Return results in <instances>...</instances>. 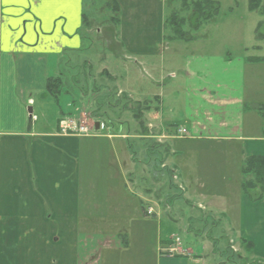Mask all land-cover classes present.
I'll list each match as a JSON object with an SVG mask.
<instances>
[{
	"label": "crops",
	"instance_id": "obj_1",
	"mask_svg": "<svg viewBox=\"0 0 264 264\" xmlns=\"http://www.w3.org/2000/svg\"><path fill=\"white\" fill-rule=\"evenodd\" d=\"M116 1L117 68L101 73L114 79L117 96L150 103L147 138L169 151L166 165L176 171L186 205L196 201L227 218L238 238L253 245L252 256L264 260V201L242 192L245 160L264 157V10L249 8L256 21L226 22L230 47L184 55L195 39H169L166 0ZM85 2L0 0V264H124L116 254L125 250L118 220H136L135 228L140 221L156 224L149 220L158 216L153 204L160 206L151 166L133 160L123 133L58 131L63 117H80L82 108L69 93L58 100L48 94L49 78L65 76V67L74 75L93 68L80 60L92 36L85 20L93 25ZM178 57V68L165 78V64ZM143 70L163 81L144 84ZM177 114L182 121H173ZM181 129L185 137L176 134ZM226 143L237 145L222 148ZM209 186L213 191L206 192ZM206 261L160 255L157 264Z\"/></svg>",
	"mask_w": 264,
	"mask_h": 264
},
{
	"label": "rangeland",
	"instance_id": "obj_2",
	"mask_svg": "<svg viewBox=\"0 0 264 264\" xmlns=\"http://www.w3.org/2000/svg\"><path fill=\"white\" fill-rule=\"evenodd\" d=\"M194 1L204 2L206 0H166V25L173 24L174 27L183 29L195 39L194 43L187 45L183 49L184 55L194 52L212 53L216 49L228 48L231 46L233 39H231L230 32L226 31L228 29L226 28V22L228 20L242 18L252 22L258 18L256 13H250L249 0H209L218 5V16L209 22L203 23L201 27L194 30L189 22L194 9L192 5ZM104 2V0H93V2L92 0H86L85 2L86 13L91 15V20H89L93 25L90 27V30H92L90 32V35H92L90 36V41L85 44V47L88 49L81 51L80 60L83 64H91L93 68L92 70H90L91 68L86 71L83 70L84 72L80 71L78 75H74V71H71L69 68L70 70L65 75L67 77L63 80L66 84L65 93H69V96L73 97L75 103H80L82 113L77 118L84 121L87 125H92L94 122H99L100 125L104 124L101 132H105L106 135L110 130L119 134L123 133L126 139L130 140L129 142L134 146V149L140 152L134 156L137 162L141 159L143 150L145 152L147 148L154 145V152L149 154L150 158L145 156V161L159 164L157 171L160 177L157 175L158 180H156L151 175L153 181L150 179L149 182L153 185V194L156 195L160 206L171 203V207L168 209L167 206L166 209H163V206L160 207L157 204H153L158 216L157 218H151L149 220L155 221L156 224H147L146 221L142 224V221H140L135 228L136 220H133V222H130V219L118 220L121 223V225L120 223L118 224L120 229L112 228L110 230L118 229L122 237L127 238L129 242L127 246H124L125 250L117 251L116 254H121V259L124 264H157V259L160 256L159 250H161L162 245L166 242L168 245V241L171 239L179 238L181 240L182 250L187 251V253L183 254L184 256L187 255L192 258L193 256L197 258L204 257L207 260V264L220 263L218 257L213 255V246L208 238L204 237L206 240H199L194 234L189 233V220L192 215L191 211L193 210L194 217L191 219L190 228L195 229L197 233L201 234L200 236H206L209 233L208 236L222 238L221 243L224 244L222 247L226 248L228 244L231 246L232 252L241 254L243 259L238 264H264V260L256 259L254 256L248 255L245 252L237 233L234 232L236 230L233 231L230 229L227 218H221L217 216L216 212H209L203 207L198 208L196 201L193 204V208L186 205L183 188L176 176L177 173L169 165H166V161L170 155L169 151L161 147L163 144L159 141L147 138L151 137L150 135L152 134L149 126L151 125L150 121L144 116L145 112L143 113V120L145 122L143 129L133 117V112L137 106L133 102L117 96L114 89V79L101 73L104 67L114 72L112 68H117V66L113 64V58L119 52L115 49L116 41L114 38L117 27L115 25V27L112 26L108 12L105 10ZM112 15L115 14L112 13ZM262 32L264 33V28ZM166 33L170 35V30L167 29ZM181 59L182 57H178L177 61L173 62V64L170 62L165 64V78H167L169 73L176 71L173 68H178V63H181ZM131 65L135 66V63L133 62ZM90 73L93 74V77H90V81L87 83L85 81V75L87 76ZM138 77L144 80V84L151 82L152 77H155L154 79L157 82L163 81V78L153 75L149 70L138 71ZM143 86L145 85L138 84V88H142ZM110 93L111 95L108 98L110 104L107 103L106 105L105 102L99 109L98 100L107 97ZM77 94H80L78 98L82 101L76 99ZM96 114H106L108 119L104 118V120H99L95 117ZM177 115L173 121H176V119L182 121L183 118H180V114ZM141 128L144 131H141ZM229 145L236 147L237 143H226L222 145V148ZM104 146H106V143L100 145L102 148ZM160 152H163L162 156H159L161 154ZM154 173L158 174L155 171ZM169 178L171 179L170 181ZM221 178H224V176H221ZM222 187L219 186V189L221 190ZM210 191H213L211 186L206 189V192ZM198 210L200 211L198 212ZM109 221L115 222V220ZM130 227L133 228L131 231L133 234L130 232ZM136 230H138V233ZM204 231H207V233Z\"/></svg>",
	"mask_w": 264,
	"mask_h": 264
},
{
	"label": "trees",
	"instance_id": "obj_3",
	"mask_svg": "<svg viewBox=\"0 0 264 264\" xmlns=\"http://www.w3.org/2000/svg\"><path fill=\"white\" fill-rule=\"evenodd\" d=\"M104 1H105L104 2L105 10L108 12V17L110 19L112 26L115 25L118 28L119 21H120L119 20L120 19V17H119V15H120L119 4L117 3L116 0H104ZM263 2H264V0H249L250 10L251 11H260V12L263 11L264 10V8L262 7ZM192 5H193L194 9H193V12L191 14V18H190L189 22H190V25L192 26V29H194V30L201 27V25L203 23L209 22L218 16V12H219L218 11V5L216 3H212L209 0H206L204 2H199V1L195 2L194 1V2H192ZM112 13H114L115 15H112ZM84 24H85V26H84L85 30L90 28L89 22L87 19L85 20ZM262 28L263 27L261 26V28L259 29V33L262 31ZM167 29L170 30V35L167 34L169 39H172V40L178 39V40H183V41H191L193 39V36H191L188 32H185L183 29H178L176 26L174 27L173 24H170L169 26L165 25V30L167 31ZM87 39H89V38H87ZM72 67L75 68V66H72ZM67 71H69V68L65 67L64 73H66ZM61 76L62 77L49 78L48 83H47V93L50 94L51 96L55 97L57 100H58L59 96L62 93H65V91H66L65 90L66 89L65 88V82L63 81L65 76L64 75H61ZM108 91H109V88H108ZM110 95H111V93L107 97L98 100L99 109H100V106H103V104H105V102H106V105H107V103L110 104L109 99H108ZM136 106H137V108L133 112V117L140 124V126H142V128L144 129L145 122H144L143 118L145 115L143 116V113L144 112L145 113L150 112V110H151L150 103L149 102L137 103ZM259 110H260L261 114L264 116V105L261 106L259 108ZM95 117L98 118L99 120L100 119L104 120V118L108 119L106 114H102V115L96 114ZM107 126H108V123H107ZM142 128H141V131H144V130H142ZM129 141L130 140H127L130 153L133 157V160L135 162H137L135 160L134 156L136 154L138 155L140 152H137L134 149V146L132 144H130ZM161 147H164V149L167 151V149L165 148L164 145ZM153 149H154V145L151 146L150 148H147V150L145 152L143 150V153H141V155L144 158L141 157L140 160H142V159L146 160L145 156L148 158L149 154L154 152ZM160 153L161 154H159V156L160 155L162 156L163 152H160ZM163 162H164V160H163ZM145 163H148V165L151 166V168H150L151 169V175L153 176V178L155 177V179L158 180L157 175H159V172L157 171L158 170L157 166L159 164H157V163L155 164L152 162L150 163V162H146V161H145ZM154 171L157 172L158 174H155V173L153 174ZM160 173H162V171H160ZM242 175L244 178L243 182H242V192L245 195H248L250 197L251 201H253V202L264 201V157L253 156V157L247 158L243 164ZM159 177H160V175H159ZM159 180H161V179L159 178ZM170 180L171 179L169 178V181ZM169 184H170V182H169ZM170 204L171 203H166V204H162V206L166 207L169 205V207H171ZM198 212H199V210H198ZM220 217L223 218L224 216H220ZM192 218H190V220H189V229H188L189 233L194 234L199 240L200 239L206 240V238L209 239V241L212 243V246H213V251H212L213 255L217 256L218 259L220 260V263H218V264H238V262L243 259L241 254H239L238 252H232L231 246H229L228 244H227L226 248L222 247V245H224L223 243H221L222 238H215V236H208L209 233L206 236H200L201 234L197 233V231L195 229H191L190 223H191ZM204 232L207 233V231H204ZM204 237H206V238H204ZM121 239L124 241L125 246H127V238L121 237ZM239 241L241 242V245H243L245 252L248 255H252L253 245L251 243H248V242L241 240V239H239ZM172 243H173V241H172ZM166 244H167V242L164 243L161 247V250H160L161 257L169 256L168 254H166L164 252V248H166L165 247ZM169 257H171V256H169ZM221 261H224V262H221Z\"/></svg>",
	"mask_w": 264,
	"mask_h": 264
},
{
	"label": "built area",
	"instance_id": "obj_4",
	"mask_svg": "<svg viewBox=\"0 0 264 264\" xmlns=\"http://www.w3.org/2000/svg\"><path fill=\"white\" fill-rule=\"evenodd\" d=\"M31 104L33 102H30ZM33 120H36V116H32ZM104 125L102 124L100 130H96L95 123L92 125H87L84 121L75 117H63L58 124V131L63 135H76V136H94L102 130ZM187 131L184 129L178 130L177 135L180 137H185ZM148 216L154 214L153 209L148 208ZM164 252L169 256L185 254L187 251L182 250L181 240L179 238L173 239V243L164 249Z\"/></svg>",
	"mask_w": 264,
	"mask_h": 264
},
{
	"label": "water",
	"instance_id": "obj_5",
	"mask_svg": "<svg viewBox=\"0 0 264 264\" xmlns=\"http://www.w3.org/2000/svg\"><path fill=\"white\" fill-rule=\"evenodd\" d=\"M99 127H100V126H99V123H97V124H96V129L98 130V129H99Z\"/></svg>",
	"mask_w": 264,
	"mask_h": 264
}]
</instances>
